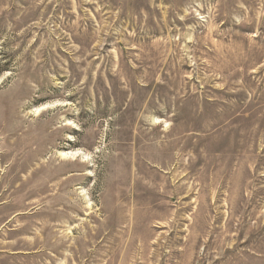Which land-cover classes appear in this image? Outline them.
<instances>
[{
    "label": "rangeland",
    "instance_id": "obj_1",
    "mask_svg": "<svg viewBox=\"0 0 264 264\" xmlns=\"http://www.w3.org/2000/svg\"><path fill=\"white\" fill-rule=\"evenodd\" d=\"M0 264H264V0H0Z\"/></svg>",
    "mask_w": 264,
    "mask_h": 264
}]
</instances>
